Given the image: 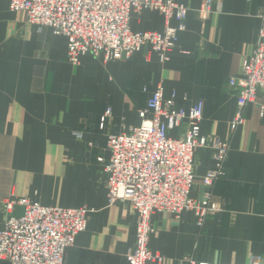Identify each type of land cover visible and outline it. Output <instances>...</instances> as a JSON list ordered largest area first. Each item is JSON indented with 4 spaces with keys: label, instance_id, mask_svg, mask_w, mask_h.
<instances>
[{
    "label": "crops",
    "instance_id": "obj_1",
    "mask_svg": "<svg viewBox=\"0 0 264 264\" xmlns=\"http://www.w3.org/2000/svg\"><path fill=\"white\" fill-rule=\"evenodd\" d=\"M203 1L183 0L189 8L187 29L167 63L145 48L126 61L105 63L88 54L73 66L66 37L48 28L39 31L25 12H13L7 0H0V230L9 216L24 212L16 204L8 213L5 201L86 206L91 210L87 230L67 250L64 264H129L137 213L128 201L109 204L107 176L98 158L109 157L110 136L140 125L139 112L162 86L166 99L176 92L177 108L203 101L202 135L231 144L225 175L212 190L203 178L215 168L213 153L207 148L194 153L191 197L203 201L212 192L216 212L203 227L194 211L180 219L155 213L149 248L164 258L162 264H249L256 255L264 264L261 96L245 107V123L230 132L239 95L230 82L241 77L243 62L259 41L264 0H212L206 17ZM165 26V18L154 11L135 12L131 18L134 32H162ZM108 108L113 113L101 130ZM182 132L174 129L169 135L178 138ZM0 264L10 263L0 259Z\"/></svg>",
    "mask_w": 264,
    "mask_h": 264
},
{
    "label": "built area",
    "instance_id": "obj_2",
    "mask_svg": "<svg viewBox=\"0 0 264 264\" xmlns=\"http://www.w3.org/2000/svg\"><path fill=\"white\" fill-rule=\"evenodd\" d=\"M13 12H25L28 23L39 31L51 29L68 40V58L79 66L84 56L91 54L107 63L126 61L149 48L160 63L169 61L176 48L179 34L186 31L189 15L183 0H7ZM212 0H204L201 13L207 16ZM149 10L160 13L166 21L164 31L134 32L133 13ZM171 20L177 25L171 26ZM239 89L238 109L230 123L234 133L245 123L244 109L261 96L264 111V18L259 41L251 55L243 62L242 75L231 80ZM176 92L165 98L162 86L153 93L139 112L141 123L129 133L110 136L107 142L109 157H99L107 176L108 201L132 203L138 218L136 243L127 253L129 264H162L164 258L149 248L155 232L152 217L157 212L169 213L180 219L187 211H194L203 227L205 219L216 212L212 192L203 201L194 200L191 191L195 181L194 153L198 148L210 149L215 168L203 178L212 190L225 175L230 151V139L210 140L202 135L204 102L198 101L190 109L177 108ZM108 108L101 117L104 130L112 116ZM183 129L178 138L171 130ZM92 146V145H91ZM24 208L20 216H9L0 230V259L10 264H64L67 250L78 236L87 230L88 207L65 208L33 204L28 199L4 204L11 213L15 205ZM12 214V213H11ZM191 264H212L191 262ZM249 264H262L260 256H253Z\"/></svg>",
    "mask_w": 264,
    "mask_h": 264
},
{
    "label": "rangeland",
    "instance_id": "obj_3",
    "mask_svg": "<svg viewBox=\"0 0 264 264\" xmlns=\"http://www.w3.org/2000/svg\"><path fill=\"white\" fill-rule=\"evenodd\" d=\"M19 201H20V200H19ZM6 202H7V201H5V203H6ZM5 203H4V204H5ZM3 207H4V205H3Z\"/></svg>",
    "mask_w": 264,
    "mask_h": 264
}]
</instances>
